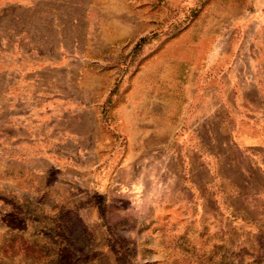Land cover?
Listing matches in <instances>:
<instances>
[{
  "label": "rangeland",
  "instance_id": "obj_1",
  "mask_svg": "<svg viewBox=\"0 0 264 264\" xmlns=\"http://www.w3.org/2000/svg\"><path fill=\"white\" fill-rule=\"evenodd\" d=\"M0 264H264V0H0Z\"/></svg>",
  "mask_w": 264,
  "mask_h": 264
}]
</instances>
